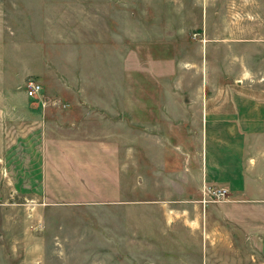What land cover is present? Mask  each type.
<instances>
[{"label":"rangeland","instance_id":"rangeland-1","mask_svg":"<svg viewBox=\"0 0 264 264\" xmlns=\"http://www.w3.org/2000/svg\"><path fill=\"white\" fill-rule=\"evenodd\" d=\"M0 264H264V0H0Z\"/></svg>","mask_w":264,"mask_h":264},{"label":"built area","instance_id":"built-area-1","mask_svg":"<svg viewBox=\"0 0 264 264\" xmlns=\"http://www.w3.org/2000/svg\"><path fill=\"white\" fill-rule=\"evenodd\" d=\"M42 92V84L38 80L29 79L26 83V93L31 98H38ZM221 193L223 190H218Z\"/></svg>","mask_w":264,"mask_h":264}]
</instances>
